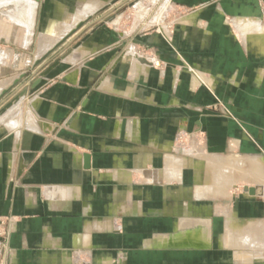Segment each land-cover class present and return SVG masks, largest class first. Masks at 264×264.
Returning a JSON list of instances; mask_svg holds the SVG:
<instances>
[{"label": "crops", "instance_id": "obj_1", "mask_svg": "<svg viewBox=\"0 0 264 264\" xmlns=\"http://www.w3.org/2000/svg\"><path fill=\"white\" fill-rule=\"evenodd\" d=\"M108 1L34 0L31 32L5 15L15 24L0 23V90L12 88L11 97L28 89L45 62L12 84L32 66L39 37H47L46 51ZM171 1L187 11L170 33L167 26L139 33L120 55L127 35L108 26L119 28L123 12L0 116V228L9 227L4 261L76 264L87 255L110 264L103 246L120 227L109 214L141 215L145 201L150 214L175 217L174 231L155 233L147 246L204 251L169 241L181 220L195 216L187 202L162 209L155 203L189 195V167L173 169L174 159L190 162L174 147L177 131L191 132L209 155L264 156V0ZM91 25L68 40L71 48L98 27ZM139 46L151 56L135 52ZM216 100L223 115L207 109ZM245 208L249 216L230 209L239 219L264 220ZM119 237L113 244H124ZM94 245L104 250L98 256Z\"/></svg>", "mask_w": 264, "mask_h": 264}, {"label": "rangeland", "instance_id": "obj_2", "mask_svg": "<svg viewBox=\"0 0 264 264\" xmlns=\"http://www.w3.org/2000/svg\"><path fill=\"white\" fill-rule=\"evenodd\" d=\"M137 1L139 2L141 0H121V3L119 4L118 7L116 6L110 7L104 13L100 14L98 16V17L102 16V19L100 21H95V18H94L92 20V25L90 26V27L98 26L100 22L105 23L109 21L110 19H112L113 17H116L117 15L124 12L125 16L122 19L119 28L115 29L111 27L112 26L111 24H110L111 26H108V30L110 31V33H113V34L114 33H122V34L124 33L127 35L126 40L122 44L120 55L125 54L126 50L128 49V46L130 47L131 46L130 44H132L131 38L136 37L139 33L156 32V31H159L161 26L162 28H165L167 26V29L170 33L172 29L175 27V24L178 23L177 21L180 19V17L187 11L185 9L175 8L171 0H167V1L158 0L154 4V6L150 4L149 2L147 3L146 1L142 0V2H145L148 5L150 4V6H148V10H147L148 14L146 13L143 18H140V20H138V17H136V14L131 9L133 6L130 7L132 3H135ZM2 5H6V7H8L7 9H9L8 11L5 8V13L6 12L10 13V11L15 8L20 12L23 9V7H25L24 6L25 3L24 4L14 3L11 5L9 1L0 0V9L4 8L2 7ZM78 7H79V4L73 5L74 9L72 10H76ZM40 9L41 8L38 9V12H40ZM161 11H164V12H161ZM3 12L2 10H0V13H2L3 15L2 16L0 14V23H3V21H6L10 24L12 23L15 24V22L9 18H8L9 20L8 19L6 20L4 17L5 14H3ZM76 12L79 13V11H76ZM135 17L137 20L134 19ZM161 17H162V20L159 19ZM155 19H156V22H155ZM135 20L137 23L139 22V24L134 30H132V25ZM69 48L71 47L68 44V45L60 47L58 50L50 54L44 60L46 64L43 70L40 69L38 71V75H40L42 71L46 70L49 66H51L55 61L59 60L60 57L63 55V53H65ZM149 50L150 49L144 46H141V47L139 46L138 48H135V52L139 53L142 56H151ZM29 54H33V51L31 50ZM24 71H26L25 72L26 77H28L30 73L32 72L31 66H27ZM11 89L12 88H10L4 94V96L0 98V109L3 107L5 103L11 100L18 93V92H15L10 97ZM222 107H224L223 104L219 102L218 100H216L215 103L212 104L211 106H208L207 109L219 115L223 113L221 110ZM199 142H201V140H199V138H197L196 136H193L191 132L177 131L174 134V147L177 148L176 149L177 153L182 152L183 155H187V152L193 149V147L197 143L199 144ZM201 151L206 153L203 149H201ZM222 155H226V154H222ZM232 155H235V154H232ZM227 156H230V155H227ZM235 156L242 157L238 155H235ZM242 158H245V157H242ZM189 159L191 162H193V164L196 165L197 171H200V169L202 168L201 162H199L198 159L196 160V158L190 157ZM188 167H189L188 172H190L191 174V177H190L191 179H189L188 185H186L187 189L189 190V195L184 194V193L181 195H176L174 193L173 197L169 199L167 202L161 201L158 198L157 203L155 204L157 205L158 209H162L164 206V203H166L167 205H170L176 202L181 207L183 203L187 202L189 204L190 212H192L195 216L196 215L200 217H204L201 215L208 216L211 220V229H212L211 234L213 236L212 237L213 240L211 244L212 246L209 250L208 249L204 251L162 250V249L156 250L154 248H150L149 246H147L146 241H148L155 233H170L174 231L175 217H172L169 214H162V213H158V215H155V216L150 214V212L147 209L148 206H146L148 202L145 201L146 205H144L143 207L144 213L141 215H129L125 218H121V217L113 216L112 213L109 214L110 219L112 218L113 220H115L116 218H118V220H116L114 224L120 227L119 231L110 232V234H108L109 244L107 245V248L103 246L105 251L100 250V247H97V245L96 246L94 245V249L92 250L94 252L93 254L98 256L99 252L101 251L107 252L108 259L111 260L110 264H231L227 261L235 262V264H264V257H261V254H259V253H263L262 251L264 249H259V248L251 249V248H245V247H242L239 249H234V248L223 249L219 246L221 240L226 237V225H225L226 218L224 216V213L219 210L217 211V209L230 207L237 214L241 216H246L247 215L246 208H245V205H246L247 207H250L249 214L253 213L259 217L264 218V198L248 195L246 191H244L246 186L251 187L255 191L259 188L255 187L254 184L251 185L249 183L242 182L239 180L234 186H232L228 190L229 197L224 198L222 196H214L213 193L208 192L206 196L198 198L195 195L192 196V191H191L192 183L196 184L195 176H194L195 172L191 169L189 165ZM200 175H203V174L200 173ZM192 180L193 182H191ZM203 181H204V178H203ZM194 197L200 200L210 199L213 201H207V200L206 201H196ZM251 221H255V219H252ZM261 221L263 222V220ZM8 223H10V219L8 220ZM246 223H249V221H247ZM8 230H9V227L0 228V244H1L0 264H9L8 261H4L5 252L7 250L6 241L9 235ZM117 234L121 236L119 237L120 238L119 241L124 240V244L121 242L119 244H113L114 242H112V240H114V235H117ZM235 251L243 255L247 254V256H250L251 258H246L245 261L236 260L233 255ZM219 252H221V254L223 253H225L226 255L229 254V260L225 258L226 259L225 261H219L218 260V256H220L218 255ZM251 255H253V258ZM254 257L255 258L257 257V259H255ZM101 262H103L102 264H106L104 260ZM95 263L96 261L92 259L91 256L82 255L76 264H95Z\"/></svg>", "mask_w": 264, "mask_h": 264}, {"label": "bare ground", "instance_id": "obj_3", "mask_svg": "<svg viewBox=\"0 0 264 264\" xmlns=\"http://www.w3.org/2000/svg\"><path fill=\"white\" fill-rule=\"evenodd\" d=\"M5 1H9V3H12V4L13 3H17V4H21V3L24 4L25 3V5H24L25 7H23V9L20 12L17 11L18 13H16V14H11L8 12L9 13V15H8L7 13H5V8H6V10L9 11V9H7L8 7H6V5H2V7H4V8H2L0 10H2V12L4 11L3 14L7 15L8 17H11V19L13 18L17 23H19L21 25L23 24L24 27L27 29V30L25 29L27 32H31L34 17H35L36 7H37L34 0H33V2H32V0H5ZM110 1H108V3ZM143 1H146L147 3L149 2L150 4H152L154 6V4L158 0H143ZM108 3H106L105 5H107ZM135 3L133 4L132 10L136 14V17H138V20H140V18H143L146 13L148 14L147 10H148V6H150V4L148 5L147 3L142 2V0L139 2L137 1ZM104 6H102V7H104ZM101 8H99V9H101ZM98 10H96V11H98ZM95 12L91 13L90 15H93ZM161 12H164V11H161ZM0 14L2 15V13H0ZM90 15H88L85 19L79 21L64 36H66L67 34L72 32L77 27V25L84 22ZM136 17L134 19H136ZM113 19H111L107 22H111ZM118 19L117 20L115 19V21H112L113 24H116L118 22ZM159 19L162 20V17ZM159 19H157V20H159ZM136 20H135V22H136ZM161 20H159V21H161ZM155 22H156V19H155ZM23 25H22V27H23ZM161 25H162V23H161ZM161 28H162V26H161ZM64 36H62L61 38H63ZM39 38H40L39 44H38L39 49H38V54H35L36 58H39L40 56H42L46 51L51 49L61 39V38L58 39L53 44L52 47H50L49 49H47L45 51V49H46L45 40L47 39V37H45L42 34L41 37H39ZM75 50H77V49H75ZM75 50H73V51H75ZM73 51L70 55H68L66 57L67 59L73 54ZM66 58H64V60H66ZM64 60H62V61H64ZM139 60L141 63L147 62L145 59H139ZM11 82H10V84H11ZM1 91L2 90H0V93H1ZM16 104H14L13 106H15ZM187 155H188V157L190 156L191 158H196V159H198L199 162H201L202 168L201 167H200L201 169L199 168L200 171H197L196 165L193 164L191 161L190 162L188 161L189 163H186L187 164L186 165L185 163L181 162L180 160H176V159L173 160V169L175 170L176 167H179V166L184 167V166L189 165L191 167V169L195 172V175H194L195 176V182H196L195 194L197 195V197H199V198L204 197V196H206V194L208 192L213 193L214 196H222L224 198L229 197L228 190L240 180L242 182H246V183H249L251 185L254 184L255 187L259 188L255 191L251 187L248 186L249 187L248 188L246 186L244 191H246V193L248 195L259 196L261 198H264V156H262V157H245V158L237 157L235 155H230V156H216L215 155L214 156V155H209L207 153L202 152L200 147H198L197 145H195L193 147V149L188 151ZM184 156H186V155H184ZM176 170H179V169H176ZM200 173H202L204 176L200 175ZM172 177H174V179L175 178L180 179L179 171H178L177 176L174 175ZM202 177L204 178V181H203ZM166 181L168 182V180H166ZM250 189L253 190V193L249 192ZM219 211H222L224 213L225 218H226V222H225L226 237L223 238L219 244V246L221 248H223V249H231V248L239 249V248L245 247V248H251V249H257V248L264 249V220L262 222L260 219H255V221H251L252 219L251 220L250 219H239V218L235 217V215L231 211L230 207L219 208ZM247 221H249V223H246ZM179 229H180V231H178L177 233L172 234L170 236L171 237V239H169L170 242L176 243L177 240H180L181 244L183 243L184 246H187L189 248H199V249H203V250H207V249L209 250L211 248V246H212L211 245L212 244V234H211L212 232H211V230L212 229H211V220L208 216H204V217H195L194 216V217H192V216L188 215L186 218H184L183 220H181L179 222ZM158 241H161V240H158ZM167 241H166V243H167ZM162 242H164V241L162 240ZM262 252L263 253H259V254H261V257H264V250ZM233 255H234L235 259L244 260V261L246 258H251L250 256H247V254L243 255L241 253H238L237 251H235ZM251 256L253 258V255H251ZM255 259H257V257Z\"/></svg>", "mask_w": 264, "mask_h": 264}, {"label": "water", "instance_id": "obj_4", "mask_svg": "<svg viewBox=\"0 0 264 264\" xmlns=\"http://www.w3.org/2000/svg\"><path fill=\"white\" fill-rule=\"evenodd\" d=\"M121 3V0H111L107 5H105L104 7H102L101 9H99L98 11H96L93 15H90L84 22L80 23L79 25H77V27L70 32L69 34H67L66 36H64L63 38H61L51 49H49L48 51H46L42 56H40L39 58H36L33 61V64L31 66V71L34 72L36 70V68L38 66H40L44 60L53 52H55L56 50H58L60 47L68 45V40L75 34L77 33L81 28H83L86 24H88L89 22H92V20L95 18V21H100L102 19V16L98 17L100 14L104 13L106 10H108L110 7L116 6L118 7L119 4ZM134 3H132L130 5V7L133 6ZM114 18V17H113ZM112 18V19H113ZM111 20V19H110ZM104 25L103 22H100L98 24V27L96 29H92L91 33L89 35H86L83 39H81L80 41H78L75 45H73L72 48H69L65 53H63V55L60 57L59 60L55 61L51 66H49L46 70L42 71L39 75V77L33 81L32 83H29L28 88L33 89L34 87H36L38 84H40V82L42 81L43 78H46L51 72L52 70H54L55 68H57L58 66H60V63L62 62V60H64V58H66L68 55H70L72 53L73 50L78 49L92 34H94L96 32V30L100 27H102ZM26 77V73L21 74L18 78H16L12 84V87L16 86L21 80H23ZM8 90H2L0 93V98L4 96V94L7 92ZM28 92L27 88L22 89L21 91H19L11 100H9L7 103H5L3 105V107L0 109V115H3L8 109H10L14 104L18 103L20 101V99L22 97H24ZM250 193H253V190L250 189L249 190Z\"/></svg>", "mask_w": 264, "mask_h": 264}]
</instances>
